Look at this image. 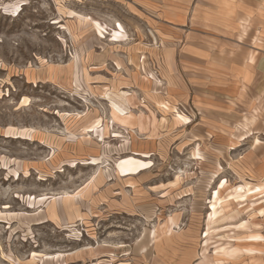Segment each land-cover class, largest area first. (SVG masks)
Segmentation results:
<instances>
[{
  "label": "rangeland",
  "instance_id": "1",
  "mask_svg": "<svg viewBox=\"0 0 264 264\" xmlns=\"http://www.w3.org/2000/svg\"><path fill=\"white\" fill-rule=\"evenodd\" d=\"M159 25L0 0V264H264V77L192 76Z\"/></svg>",
  "mask_w": 264,
  "mask_h": 264
},
{
  "label": "crops",
  "instance_id": "2",
  "mask_svg": "<svg viewBox=\"0 0 264 264\" xmlns=\"http://www.w3.org/2000/svg\"><path fill=\"white\" fill-rule=\"evenodd\" d=\"M170 31L190 75L246 92L264 77V0H140Z\"/></svg>",
  "mask_w": 264,
  "mask_h": 264
},
{
  "label": "bare ground",
  "instance_id": "3",
  "mask_svg": "<svg viewBox=\"0 0 264 264\" xmlns=\"http://www.w3.org/2000/svg\"><path fill=\"white\" fill-rule=\"evenodd\" d=\"M112 33V32H111ZM26 104V100L24 102ZM118 103V102H117ZM119 105V104H118ZM121 105V104H120ZM122 106V105H121ZM177 120L183 124H187L188 122V118L180 113L177 114L176 116ZM195 155V154H194ZM144 162V161H143ZM146 164V163H145ZM142 165L137 162V161H134L132 159H129V160H125V162L122 164L121 166V173L124 175V176H128V175H132V174H136L138 172V169L141 167ZM148 167V166H147ZM146 167V168H147ZM221 173V172H220ZM226 185V184H225ZM246 187V186H245ZM247 189H249L247 187ZM259 189V188H258ZM251 192V189H249L248 193ZM247 193V194H248ZM221 205V204H220ZM251 238L253 239H258L259 236H252ZM260 239V238H259Z\"/></svg>",
  "mask_w": 264,
  "mask_h": 264
}]
</instances>
